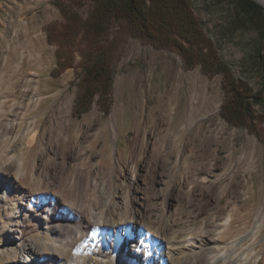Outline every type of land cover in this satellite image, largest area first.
Masks as SVG:
<instances>
[{
    "label": "rangeland",
    "instance_id": "obj_1",
    "mask_svg": "<svg viewBox=\"0 0 264 264\" xmlns=\"http://www.w3.org/2000/svg\"><path fill=\"white\" fill-rule=\"evenodd\" d=\"M189 1L232 75L259 90L264 58L253 66V57L264 15L249 17L238 0ZM92 5L0 0V264H137L99 241L106 222L120 226L123 251L134 243L129 223L151 225L164 247L178 245L182 264H222L219 255L250 232L231 258L264 264V108L251 131L230 125L220 114L222 75L186 69L176 51L114 23L108 111L95 97L77 113L82 58L76 52L53 76L57 45L46 28L64 21L61 6L85 18Z\"/></svg>",
    "mask_w": 264,
    "mask_h": 264
},
{
    "label": "trees",
    "instance_id": "obj_2",
    "mask_svg": "<svg viewBox=\"0 0 264 264\" xmlns=\"http://www.w3.org/2000/svg\"><path fill=\"white\" fill-rule=\"evenodd\" d=\"M92 3L85 18L74 8L61 6L64 21L50 23L46 28L48 41L57 45L58 61L51 71L53 76L73 65L76 52L82 58L75 101L77 113L88 111L95 97L103 112L108 111L115 43L107 38L112 25L119 23L132 37L158 49L176 51L186 69L199 65L209 77L222 75L221 116L230 125L251 131L249 124L256 119L257 108H264V81L259 90L253 91L247 82L232 75L228 64L212 47L189 0H92ZM237 6L249 17L264 15V9L252 0H238ZM257 20L258 41L263 48H257L253 66L264 58V22Z\"/></svg>",
    "mask_w": 264,
    "mask_h": 264
},
{
    "label": "bare ground",
    "instance_id": "obj_3",
    "mask_svg": "<svg viewBox=\"0 0 264 264\" xmlns=\"http://www.w3.org/2000/svg\"><path fill=\"white\" fill-rule=\"evenodd\" d=\"M255 1H257L258 3L264 6V0H255ZM225 223L227 224L228 222L226 221ZM111 225L108 222L104 224H98L96 226V229L99 230V233L97 235L99 237V241H101L105 245V247L109 248L111 252H113L114 254H119L118 255L119 257L124 255L128 259H130L132 263H137V264H148V263L182 264V262H180L177 257L178 245L174 243V244H170L167 247H164L166 244L165 240L156 230L154 231V233L150 232L151 230H153V227L151 225H148L147 229H140L138 226L132 225L130 223L127 225L128 231L130 232L129 235L134 236V243H131V244L129 243L127 251L126 250L123 251L122 247L120 246V241L122 239V233H121L120 226L113 227V225L112 226ZM109 235L113 237V240H114L113 243H111L110 241H106ZM250 235H251L250 232H247L245 235L235 240L232 243L233 247L234 246L237 247V245L242 243V241L246 239L247 237H249ZM93 242L94 240L92 239L91 243L89 244V249H88V251L91 252V254L94 253L93 252V248H94ZM235 248L230 249V253L223 252L219 255L220 259H222L223 261L222 264H225L227 262L228 264H255L256 263L257 256L255 255L253 256L250 255L249 257H247L249 254L248 255L245 254L244 262H242L241 260V254H239L235 260L232 259L231 257L236 251ZM25 252H26L25 254H32V255L36 254L33 250H27ZM114 257L115 256H113V258ZM21 262L22 264H33L32 261L28 258L22 259ZM96 264H118V261L112 259L108 263V262H105V260L103 259H98ZM205 264H210V263L206 262Z\"/></svg>",
    "mask_w": 264,
    "mask_h": 264
},
{
    "label": "water",
    "instance_id": "obj_4",
    "mask_svg": "<svg viewBox=\"0 0 264 264\" xmlns=\"http://www.w3.org/2000/svg\"><path fill=\"white\" fill-rule=\"evenodd\" d=\"M264 7V6H263Z\"/></svg>",
    "mask_w": 264,
    "mask_h": 264
}]
</instances>
